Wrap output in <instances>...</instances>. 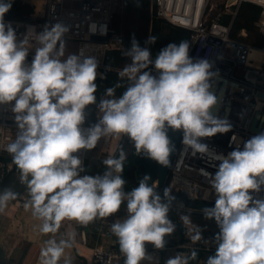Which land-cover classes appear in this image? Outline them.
I'll return each instance as SVG.
<instances>
[{"label":"clouds","instance_id":"obj_1","mask_svg":"<svg viewBox=\"0 0 264 264\" xmlns=\"http://www.w3.org/2000/svg\"><path fill=\"white\" fill-rule=\"evenodd\" d=\"M11 6V0H0V104L14 101L11 110L18 133L7 151L28 189L25 208H31L33 216L42 221V234L54 235L65 219L87 226L98 217L117 213L126 202L128 215L111 225L124 264L151 262L146 245L163 249L165 237L176 230L168 215L175 198L168 189L162 198L148 184L147 174L126 192L121 176L127 159L123 150L118 157L104 160L106 170L94 176L80 174L83 162L75 154L95 148L101 137L123 135L133 142L137 155L169 166L173 150L169 129L182 131V143L193 155L208 154L201 138L231 129L227 120L213 113L218 97L212 89L218 73L212 62L194 60L185 40L168 43L153 60L149 48L141 47L133 37L124 53L131 63L120 73L130 81L128 88L118 99L102 100V117L84 127L85 110L96 103L97 59L82 53L61 59L62 38L68 28L56 22L44 27L39 36L41 47L27 63L29 49L17 41L15 30L4 21ZM88 27L91 33L99 27L106 31V25L95 22ZM156 39L149 36L145 43ZM114 91L109 88L106 93L113 96ZM212 158L219 161L214 175L207 174L216 199L214 206L202 212L215 221L219 231L213 237L215 254L205 264H264V198L252 195L264 187V131L244 141L242 148L237 144L227 155L212 153ZM16 197L10 189L0 193V211ZM181 220L189 226L193 243L208 242L200 226H191L189 215H182ZM45 244L41 264H59L65 248L71 246L63 239H49ZM196 257L193 250L187 256L169 257L165 264H189ZM64 264H72L71 259Z\"/></svg>","mask_w":264,"mask_h":264},{"label":"built area","instance_id":"obj_2","mask_svg":"<svg viewBox=\"0 0 264 264\" xmlns=\"http://www.w3.org/2000/svg\"><path fill=\"white\" fill-rule=\"evenodd\" d=\"M243 2H250L261 8L254 24L264 36V0H150V21L158 18L166 24L187 30L189 55L194 60L209 59L213 71L218 73L213 81L212 90L218 97L213 113L227 120L231 129L212 137L201 138V142L209 149L206 155H193L191 149L183 145V133L179 130L181 138L166 180L170 190L182 191L190 197L213 202L216 195L211 189L207 174L214 175L219 161L213 160L212 153L227 155L237 144L242 148L244 141L264 131V42L258 46L230 35L232 21ZM115 12L120 14L118 29L111 27ZM123 13V0H44L40 14L4 17V21L15 30L17 41L29 49L26 57L29 64L36 49L41 47L39 36L44 27L61 22L68 28L62 38L64 51L61 59L75 53L92 56L97 59V71L101 73L97 77H103L104 69L115 70L121 77L120 73L128 64L125 67H111L105 64L104 59L108 52L122 51L125 48ZM226 14L231 15L228 22L224 21ZM92 22L106 25V31L99 27L96 33L89 32L88 26ZM238 34L244 36L247 32L241 28ZM93 36L107 38L95 39ZM253 47L263 50L259 66L250 62L249 53ZM149 69L155 74L156 70L152 65H149ZM13 103L14 101L0 104V182L16 166L12 155L7 151L8 145L16 139L18 133L15 113L11 110ZM84 127L87 126L84 124ZM117 151L118 149L115 153ZM86 152L87 150L82 149L75 154L82 159L83 166ZM252 195L257 199L264 198V187ZM29 199L26 186L17 194L15 202L25 208ZM116 214L98 217L96 240L91 247L92 255L88 264H121L125 258L118 240L108 247L102 246L98 241V237L112 233L111 225L115 222ZM57 233L62 238L66 236L64 229H59ZM79 240L85 243L83 231L79 232ZM176 246L186 249L202 248L192 240H183Z\"/></svg>","mask_w":264,"mask_h":264},{"label":"crops","instance_id":"obj_3","mask_svg":"<svg viewBox=\"0 0 264 264\" xmlns=\"http://www.w3.org/2000/svg\"><path fill=\"white\" fill-rule=\"evenodd\" d=\"M103 115V113H102ZM125 136L115 135L104 136L98 141L95 148L87 150L85 160L95 167H99L101 162L113 158L115 151L120 148ZM112 141L109 148L105 143ZM104 142V143H103ZM20 170L13 169L1 182L0 193L10 189L15 193H20L25 187L20 181ZM83 175V174H82ZM23 187V188H22ZM126 202L121 204L120 210L115 216V222L126 218ZM169 219L176 225V230L170 236H166V244L163 249H155L151 244L146 245L147 253L153 257L151 262L144 260L141 264H165V261L177 254L189 255L193 250L197 252V257L190 260L189 264H205L206 259L215 254L214 235L219 231L214 220H207L202 209L188 207L183 201L171 203L168 213ZM182 215H189L192 225L200 226L203 240L198 242L201 249H186L176 245L183 240H191L189 226H185L181 220ZM98 218L87 226L80 225L75 220L65 219L61 223L60 229H64L66 236L60 237L56 234H42L39 229L42 221L32 214V210L19 206L15 200L8 201L3 211H0V264H41V250L46 247L45 242L55 239L57 242L66 240L70 247H66L59 264H64L65 259L70 258L72 264H88L92 251L91 247L96 240ZM84 232L85 243L79 240V232ZM118 238L113 234L98 237L99 243L104 247L112 245ZM154 250V251H153ZM153 251V252H152ZM125 258L121 264H124Z\"/></svg>","mask_w":264,"mask_h":264},{"label":"trees","instance_id":"obj_4","mask_svg":"<svg viewBox=\"0 0 264 264\" xmlns=\"http://www.w3.org/2000/svg\"><path fill=\"white\" fill-rule=\"evenodd\" d=\"M149 1L150 0H124L125 4V20L126 24L131 25L124 29V40L125 48L122 51H110L106 54L104 59L105 64L111 67H122V61L125 60L126 55L124 54L127 49L131 47L133 37L139 43L141 47H148L152 53V59L154 60L159 50L166 46L168 43H179L182 40L189 42V33L187 30L174 27L164 23L161 19L153 18L150 21L149 14ZM11 8L4 15V17H20L17 13L20 10V4L17 0H11ZM260 7L250 2H243L240 4L239 9L232 21L230 35L235 38L245 39L242 36H238V32L241 28H244L247 32V36L254 45L261 46L264 42V36L258 31L254 22L257 20ZM30 11L29 13H31ZM231 15L226 14L224 21L228 22ZM134 22L137 23V27L132 29ZM149 36L157 37L155 43L146 44L145 41ZM246 40V39H245ZM250 42V43H251ZM263 52L252 49L249 53L250 62L256 66H259L262 60ZM97 76H101V73L97 71ZM97 88L95 92L96 103L91 104L86 108V119L85 125L91 126L96 122L94 114L95 108L100 105L102 100L120 98L128 88L130 81L127 77H120L119 73L115 70L104 69L103 77H97L95 81ZM119 85V86H117ZM114 88V95L109 96L106 90ZM123 150L127 154V159L124 164L123 172L121 173L122 178L126 181L124 190L126 192L131 191L134 187L138 186L140 179L144 175H149V185H154L156 179V161L148 158L144 155H137L135 153L134 144L125 136L121 143L120 148L115 153L114 157H118L120 151ZM84 171L81 172L83 175H102L106 170V165L101 162L97 168L84 160ZM15 168H18L15 166ZM14 168V169H15ZM4 181V180H3ZM2 181V182H3ZM25 184L23 185V187ZM155 186V185H154ZM22 187V188H23ZM156 191L163 198L164 190L168 189L165 183L163 187L155 186ZM170 196L175 199L171 200V203L176 201H183L188 207L203 209L204 207L214 206L213 201H207L199 198L190 197L184 194L182 191L170 190Z\"/></svg>","mask_w":264,"mask_h":264},{"label":"rangeland","instance_id":"obj_5","mask_svg":"<svg viewBox=\"0 0 264 264\" xmlns=\"http://www.w3.org/2000/svg\"><path fill=\"white\" fill-rule=\"evenodd\" d=\"M17 2L20 4V10L17 13V15L20 16V17H24V16H30L31 14H33V15L40 14L44 0H17ZM123 3H124V0H123ZM149 10H150V1H149V9H148V11ZM30 11H32V12L29 13ZM130 26L131 25L126 24V20H125V4H124L123 34H124V29L127 28V27H130ZM136 27H137V23L134 22V25L132 26V29H134ZM124 36H125V34H124ZM238 36H242V37H244L246 39L245 40V39L239 38V39H241L243 41H246L248 43L251 42L247 35H244L243 36V35H239L238 34ZM130 63H131V58L129 56H126L125 57V60L122 61V64L121 65H122V67H125L126 64H130ZM113 99H118V98L116 97V98H113ZM94 114H95V117H96V122H98L99 119L102 117V111L100 110V107L99 106H97L95 108ZM105 144H106L105 147H108L109 148L112 145V141H109V142H107ZM132 144H133V142H132ZM207 220H213V219H207ZM216 228H218L217 225H216Z\"/></svg>","mask_w":264,"mask_h":264},{"label":"water","instance_id":"obj_6","mask_svg":"<svg viewBox=\"0 0 264 264\" xmlns=\"http://www.w3.org/2000/svg\"><path fill=\"white\" fill-rule=\"evenodd\" d=\"M120 25V14L118 12H115L113 14L112 22H111V27L114 29H118ZM95 39H106L107 37L103 36H93ZM167 135L170 139V143L172 145V152L170 153L169 156V161L170 164L169 166H162L159 163L156 162V179H155V186L157 187H163L164 184L166 183L167 176H168V171L173 159V156L176 152V149L178 147L180 138H181V132L179 130L173 131L172 129H169L167 132Z\"/></svg>","mask_w":264,"mask_h":264},{"label":"bare ground","instance_id":"obj_7","mask_svg":"<svg viewBox=\"0 0 264 264\" xmlns=\"http://www.w3.org/2000/svg\"><path fill=\"white\" fill-rule=\"evenodd\" d=\"M252 49H254V50H258V51H261V52H263V50H262L261 48H254V47H253V48H251V49H250V51H251ZM154 184H155V181H154ZM204 198H206V199H207V197H206V196H205Z\"/></svg>","mask_w":264,"mask_h":264}]
</instances>
